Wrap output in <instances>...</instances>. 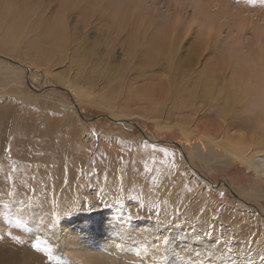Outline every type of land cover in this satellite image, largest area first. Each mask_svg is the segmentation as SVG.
Listing matches in <instances>:
<instances>
[{"label": "rangeland", "instance_id": "obj_1", "mask_svg": "<svg viewBox=\"0 0 264 264\" xmlns=\"http://www.w3.org/2000/svg\"><path fill=\"white\" fill-rule=\"evenodd\" d=\"M10 1L0 10L16 3L31 13L19 27L0 20V201L9 197L0 264H86L65 250L64 225L104 211L184 233L210 257L264 264V183L204 141L220 134L222 109L238 122L224 124L228 133L249 143L259 136L245 128L254 114L242 103L226 111L230 69L216 75L214 94L200 89L204 74L225 67L224 51L264 55V0ZM52 30L78 49L81 72L66 60L71 50L51 48ZM155 37L175 50L143 68ZM57 207L51 226L41 208ZM135 253L105 252L97 264H142L144 250Z\"/></svg>", "mask_w": 264, "mask_h": 264}, {"label": "bare ground", "instance_id": "obj_2", "mask_svg": "<svg viewBox=\"0 0 264 264\" xmlns=\"http://www.w3.org/2000/svg\"><path fill=\"white\" fill-rule=\"evenodd\" d=\"M13 1L11 0L10 2ZM12 4L11 6H6L2 10H0V20L1 17H3L6 21L5 24H7L8 22L13 23V25H17L18 27L23 26L26 23V20L30 18L28 15L31 13V9L30 7L21 8L20 6L19 9L17 8L16 3H14V6H12ZM34 13H37V10H35ZM6 27L7 26H5V28ZM36 28L37 27H35L33 30H35ZM22 29L23 28H21L20 30ZM25 34L26 33H24V35ZM58 38L60 39L61 36L59 35V33H56V30H52L49 33V42L51 44V48L63 54L67 49L71 50V53H65V55L67 56L66 60H68L71 69L79 71L80 69H82L81 66H84L85 68L86 62H79L81 61L80 59L79 61L75 59L78 49L72 51L70 47L68 48V44H66L65 46L63 42H59L60 40ZM149 42V48H147L146 45L145 50L139 58V65L143 68L149 67L150 65L154 64V62H156V60L161 56H171L175 50V47L172 44L169 45L165 38L157 39L155 37L152 38ZM140 44H143V42H140ZM140 47H142V45ZM261 51L263 52L264 50ZM222 54L226 58V61H229L234 65H230L229 62L225 61L224 63H221L225 65V67H221L219 65L213 67L210 72L202 76L203 80H200V89H204L205 97L214 94L215 92L213 85L215 81L219 79L224 70L230 69L233 72V77L231 79V84H229L228 88H225L229 90V95L224 99L226 106L225 109L226 111H228L227 106L232 108L235 107L236 104L242 103L244 108L242 104V107L240 106L241 108L245 109V111L250 114H254V118L248 120L249 123L247 122L248 124L245 125V128L254 126L258 129L259 136L253 138L252 141L247 143L243 138H239L238 136L235 137V135H230L228 133V129L226 128V126H224V124L230 125V127H232L235 126V123L238 122H230L227 118L228 116L226 117L225 113L222 114L223 111L222 109H220V115L222 119V122L219 126L221 127L220 134H207L205 135L204 141L208 143L209 146H211L212 150H215L220 158L228 157L227 155H229V157H231L233 160L239 161L242 164L245 163V165L247 164L249 167H254V170H257V174L259 173L260 179H262L261 181H263L264 183V55H256L254 59V57H251L250 53L240 55L236 53L234 49L233 51H224ZM217 74H220L218 76V79H216ZM5 94L6 93L2 90L0 85V100H3L5 98ZM246 135H248L249 137L250 134ZM220 136L223 140L218 139V137ZM9 191L10 190L8 189V193ZM260 192L261 190H258V194ZM57 198L53 197V202L55 201V203H57ZM8 199L9 197H6L3 202H1V200L0 207L1 205H5L4 202L8 201ZM8 204L10 203L8 202ZM1 208L4 210V207ZM42 208L40 215L43 214V217H45L47 215H45L44 213L48 214L50 225L53 226L57 224L59 221V208L57 207L56 210L54 209L52 215L49 214L50 209L44 210ZM115 218L113 216V212L107 213L106 211H104V213L101 212L88 216L86 214L81 215L80 217L75 219H67L66 225H64L68 229V232L64 235V237H66L63 242L65 245V250L71 256L76 259H80L86 264H97L101 259L104 260L103 257L105 252H110L112 253V255L114 254V256L120 255L123 258L128 259L135 256H138V258H140V254L138 255L137 253H135V250L138 248V246H140L144 250L142 264H217L218 257H220L219 264H250L242 262L240 260L229 262L228 259L222 258L221 255L218 257L216 255L210 257L209 255L211 251L209 249L203 247H201L200 250L196 249L198 246L197 242L189 236L184 235V233H178L177 236H172L170 234V231H168V229L163 224H151L145 222L144 220L138 223H134V221L130 222L129 220H126V218H129V216H126V218L124 217L125 220H121V222L119 223L117 220H115ZM58 230L59 229H57L56 232ZM59 235H61V233ZM57 236L58 234L56 235V237ZM117 259L119 258H116L115 261ZM48 264L51 263L49 262ZM101 264L107 263L102 262Z\"/></svg>", "mask_w": 264, "mask_h": 264}, {"label": "snow or ice", "instance_id": "obj_3", "mask_svg": "<svg viewBox=\"0 0 264 264\" xmlns=\"http://www.w3.org/2000/svg\"><path fill=\"white\" fill-rule=\"evenodd\" d=\"M34 247H36V248H39V244H38V243H37V244H35V245H34Z\"/></svg>", "mask_w": 264, "mask_h": 264}]
</instances>
